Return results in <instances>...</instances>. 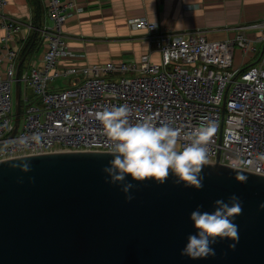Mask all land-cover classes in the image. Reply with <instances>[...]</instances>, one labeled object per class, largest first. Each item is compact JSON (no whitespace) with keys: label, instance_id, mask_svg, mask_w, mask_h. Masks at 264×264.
Listing matches in <instances>:
<instances>
[{"label":"built area","instance_id":"obj_1","mask_svg":"<svg viewBox=\"0 0 264 264\" xmlns=\"http://www.w3.org/2000/svg\"><path fill=\"white\" fill-rule=\"evenodd\" d=\"M6 4L0 0V161L58 152L110 153L111 142L95 113L127 104L131 123H169L180 132L181 147L201 124L210 123L214 132L207 145L208 164L218 162L264 177V67H231L235 48L255 51L246 36L223 42L208 41L200 33L175 36L146 18H136L128 20V27L147 34L152 51L161 56L160 66L150 63L149 54L139 62L74 63L62 32L75 8L73 0H44L52 24L39 33L40 58L30 61L26 70L19 68V119L21 108L24 111L9 138L18 62L7 43L20 26L3 16ZM260 37L264 41V32ZM69 75L76 78L57 90L59 78Z\"/></svg>","mask_w":264,"mask_h":264},{"label":"water","instance_id":"obj_2","mask_svg":"<svg viewBox=\"0 0 264 264\" xmlns=\"http://www.w3.org/2000/svg\"><path fill=\"white\" fill-rule=\"evenodd\" d=\"M31 46L16 66L9 138L19 124V68ZM111 159L108 152L75 151L0 161V264H264L263 176L216 162L202 169L199 191L169 175L163 185L132 182L133 199L126 201L120 186L106 183L102 172ZM23 160L31 165L26 174L14 167ZM233 194L242 202L234 218L235 249H229L230 241L217 240L214 256H181L194 232L190 213L198 205L211 211L215 200Z\"/></svg>","mask_w":264,"mask_h":264},{"label":"crops","instance_id":"obj_3","mask_svg":"<svg viewBox=\"0 0 264 264\" xmlns=\"http://www.w3.org/2000/svg\"><path fill=\"white\" fill-rule=\"evenodd\" d=\"M75 8L62 27L70 60L81 64H102L107 61L139 62L150 55L153 64H160L158 52L152 51L147 34L128 27V20L146 18L170 33H200L208 41L232 40L246 36L254 52L234 49L231 67L244 69L263 66L258 38L264 32V0H73ZM3 16L20 26V31L7 46L20 57L27 41L38 34L36 29L50 27L44 0H7ZM0 18V39L3 36ZM40 43V40L38 41ZM0 41V50H1ZM38 47L25 58L26 66L39 59ZM24 67V66H23ZM25 68L24 70H26Z\"/></svg>","mask_w":264,"mask_h":264},{"label":"clouds","instance_id":"obj_4","mask_svg":"<svg viewBox=\"0 0 264 264\" xmlns=\"http://www.w3.org/2000/svg\"><path fill=\"white\" fill-rule=\"evenodd\" d=\"M20 60V59H19ZM131 108L127 104L114 105L95 113L110 140L112 159L102 169L106 183L120 186L126 201H131L133 183L152 181L163 185L169 175L176 184L199 191L203 187L202 169L209 163L207 145L214 127L201 124L190 137V143L178 144L180 132L169 123L154 125L150 121L130 122ZM22 173L31 171L27 161H21ZM236 179L246 183L248 177L236 173ZM242 202L235 194L227 201L217 199L211 211L198 205L189 215L194 232L189 234L181 250V256L191 260H203L215 255L212 247L217 240L230 241L228 247L234 250L239 242L238 226L234 218L241 212ZM260 209L264 210V204Z\"/></svg>","mask_w":264,"mask_h":264},{"label":"rangeland","instance_id":"obj_5","mask_svg":"<svg viewBox=\"0 0 264 264\" xmlns=\"http://www.w3.org/2000/svg\"><path fill=\"white\" fill-rule=\"evenodd\" d=\"M152 23H155V22H152ZM156 24V26H157V28L159 29V25L157 24V23H155ZM161 32H165V31H163L162 29H159ZM193 33H195V32H193ZM185 34H192V33H185ZM184 33H179V34H174L175 36H178V35H185ZM259 38H261V37H259ZM263 46H264V44H263ZM262 45L259 47V52H260V57H262L263 55H264V50L262 51V47H263ZM36 47H38V49H39V45H37ZM151 48H152V44H151ZM236 49H238V48H236ZM246 53H248V51L246 52ZM20 58L18 57V59H17V62H18V60H19ZM26 62L27 61H25V64H24V69L25 68H27V66H26ZM76 77L74 76V75H69V76H65V77H60L59 78V80H58V82H59V84H58V89L57 90H59V89H66V88H68L69 87V85H70V81H72L73 79H75ZM56 85H57V83H56ZM53 87V85H52V83H51V85H50V88H52ZM11 90L13 91V86L11 87ZM20 91H21V94H25L27 91H26V89L24 88V84L23 83H21L20 84ZM28 94V93H27ZM38 104V103H37ZM23 108H21V110H20V119H19V122L20 123H22V116H23Z\"/></svg>","mask_w":264,"mask_h":264},{"label":"trees","instance_id":"obj_6","mask_svg":"<svg viewBox=\"0 0 264 264\" xmlns=\"http://www.w3.org/2000/svg\"><path fill=\"white\" fill-rule=\"evenodd\" d=\"M39 37H38V41L40 40V35H38ZM33 38V37H32ZM32 38H30L28 41H27V43H26V45H25V47L22 49V51H21V54H20V57H22L23 55H24V53H25V51L27 50V48L32 44V46H31V49H30V51L28 52V54H27V56H26V58L30 55V53L31 52H33L37 47V45H40L39 43H38V41H37V38H35V41L32 43ZM24 63V62H23ZM22 63V65L20 66V69H22V67L24 66V64Z\"/></svg>","mask_w":264,"mask_h":264},{"label":"bare ground","instance_id":"obj_7","mask_svg":"<svg viewBox=\"0 0 264 264\" xmlns=\"http://www.w3.org/2000/svg\"><path fill=\"white\" fill-rule=\"evenodd\" d=\"M221 42H223V41H221ZM159 54V53H158ZM159 56H160V54H159ZM149 57H150V55H149ZM149 61H150V58H149ZM150 63H151V61H150ZM161 63H162V60H161V56H160V64L159 65H156V64H153V65H156V66H160L161 65ZM254 66V65H253ZM263 67V66H262ZM234 69V68H233ZM234 70H237V69H234ZM195 74H198V73H195Z\"/></svg>","mask_w":264,"mask_h":264}]
</instances>
